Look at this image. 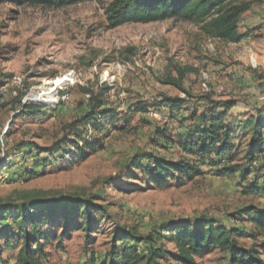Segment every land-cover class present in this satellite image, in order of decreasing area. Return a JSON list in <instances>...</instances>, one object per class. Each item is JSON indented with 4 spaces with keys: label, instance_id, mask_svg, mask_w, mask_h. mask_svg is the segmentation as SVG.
Masks as SVG:
<instances>
[{
    "label": "rangeland",
    "instance_id": "obj_1",
    "mask_svg": "<svg viewBox=\"0 0 264 264\" xmlns=\"http://www.w3.org/2000/svg\"><path fill=\"white\" fill-rule=\"evenodd\" d=\"M111 1L57 9L0 4V203L11 204L12 215L19 203L57 195L89 198L105 208V215H95L96 229L89 238L78 227L61 237L62 222L52 217L42 227L47 264H84L91 252L98 264L107 263L115 227H134L145 235L162 224L200 215L242 227L246 233L239 237L240 245L259 243L264 234L253 239L248 217L240 222L237 211L264 207V194H243L241 180L217 175L215 167L172 143L183 130L176 117L203 107L202 95L235 100L231 109L241 116L264 109V23L248 26L249 18L264 11V0H238L249 4L238 27L245 37L238 43L206 35L199 25L177 18L111 28L106 18ZM179 70L186 94L166 83L179 77ZM64 75L67 81L52 86ZM51 86V96L42 97L45 102L26 100ZM175 96L187 100L180 112L161 105L164 97ZM16 97L42 109L35 116L21 114L14 107ZM95 103L102 105L96 111L105 108L119 115L116 125L122 130L108 126L99 134L96 150L84 158H60L54 145L65 127ZM138 106L145 110L137 111ZM156 129L171 138V147ZM144 153L187 159L202 174L153 183L132 165ZM258 176H264L263 168ZM232 213L233 220L227 217ZM161 243L160 263L174 264L169 254L175 246L167 239ZM4 244L1 239L0 246ZM1 253L0 264H16L15 250ZM196 264H227L226 253L210 248L196 257Z\"/></svg>",
    "mask_w": 264,
    "mask_h": 264
},
{
    "label": "trees",
    "instance_id": "obj_2",
    "mask_svg": "<svg viewBox=\"0 0 264 264\" xmlns=\"http://www.w3.org/2000/svg\"><path fill=\"white\" fill-rule=\"evenodd\" d=\"M84 1L88 0H0V4L57 9ZM248 9V3L238 0H112L106 8V18L111 28L126 23L177 18L199 25L206 35L238 43L245 36L238 31V27ZM178 72L179 77H169L166 83L186 94L187 90L182 86L183 71ZM20 99H14V107H19L21 114H39L42 106L21 104ZM199 100L204 103L203 107L187 109V115L181 119L176 117L183 128L178 134V142L172 143L171 138L164 136L159 129L155 130L157 137H164L167 147H171L169 144L172 143L185 153L195 154L201 163L215 167L217 175L238 178L241 183L237 184L243 187V194L263 195L264 186L260 182L264 184V176H258V171L264 169V117L260 112L248 117L239 131L228 121V113L236 105L235 100H215L210 94L200 96ZM186 104L187 100L178 96L161 100V105L167 106L170 111L180 112ZM101 106L95 103L90 111L65 127L64 135L54 145L60 158L73 155L84 158L89 151L96 150L98 136L108 126L122 130L123 127L116 125L121 117L105 108L101 112L96 111ZM137 108V111L145 110L141 106ZM188 121L190 125H185ZM74 135L76 137L70 139ZM137 157L132 165L153 183H164L169 178L194 179L202 174L198 165L187 159L174 161L151 153ZM257 163L260 166L254 169L253 164ZM252 175L253 179L249 177ZM33 200L16 205V215L10 213L11 204L0 203V240H5V244L0 246V258L3 250H15L16 264H47L42 227L52 217L58 216L62 222L61 237L78 227L89 238L96 229L95 215L106 214L102 205L80 196L57 195L34 197ZM237 214L240 222L248 217L254 230L250 233L253 239L262 237L264 207L245 206ZM227 217L235 219L233 213ZM166 233L170 235L166 236ZM245 233L242 227L228 226L206 215L180 218L160 225L158 230L152 228L145 235L137 234L134 227H115L107 252L110 261L101 264H161L164 252L161 242L164 239L175 246V252L169 254L174 264H196V257L210 248L226 253L227 264H264V239L250 246L240 245L238 239ZM84 264H98L93 252Z\"/></svg>",
    "mask_w": 264,
    "mask_h": 264
},
{
    "label": "crops",
    "instance_id": "obj_3",
    "mask_svg": "<svg viewBox=\"0 0 264 264\" xmlns=\"http://www.w3.org/2000/svg\"><path fill=\"white\" fill-rule=\"evenodd\" d=\"M248 14H247V16H250ZM262 18H264V11L259 10L257 12V15L254 14L251 18H249V23H251V24L248 25V26L251 28V27H254V26L259 25L260 23H264V20H262ZM258 112H260V115L262 117H264V109H261ZM248 117H250V116H248ZM248 117L247 116H241L239 114H235V113H233L232 109H230L229 110V113H228V121L231 123V125H233V127H236V129L239 130V131H240V126L241 125H244V123H245V121H246V119ZM234 179H236V177L235 178H232V180H234Z\"/></svg>",
    "mask_w": 264,
    "mask_h": 264
},
{
    "label": "bare ground",
    "instance_id": "obj_4",
    "mask_svg": "<svg viewBox=\"0 0 264 264\" xmlns=\"http://www.w3.org/2000/svg\"><path fill=\"white\" fill-rule=\"evenodd\" d=\"M68 80V78H67V75H64V76H61V77H58L57 79H55L53 82H52V86L53 85H55L56 86V88L58 87V86H60V85H62L65 81H67ZM52 86H51V88L49 89V90H47V91H43L41 94H38V95H36V94H32L31 95V97L34 99V100H44V99H42V97L43 96H47V97H49V96H51L50 94L52 93ZM45 98V97H44Z\"/></svg>",
    "mask_w": 264,
    "mask_h": 264
},
{
    "label": "water",
    "instance_id": "obj_5",
    "mask_svg": "<svg viewBox=\"0 0 264 264\" xmlns=\"http://www.w3.org/2000/svg\"><path fill=\"white\" fill-rule=\"evenodd\" d=\"M26 100H30V101H36V100H34L33 98H30V99H26ZM38 102H41V103H43V102H45V101H43V100H37Z\"/></svg>",
    "mask_w": 264,
    "mask_h": 264
},
{
    "label": "built area",
    "instance_id": "obj_6",
    "mask_svg": "<svg viewBox=\"0 0 264 264\" xmlns=\"http://www.w3.org/2000/svg\"><path fill=\"white\" fill-rule=\"evenodd\" d=\"M202 86H203V87H206V83H203Z\"/></svg>",
    "mask_w": 264,
    "mask_h": 264
}]
</instances>
